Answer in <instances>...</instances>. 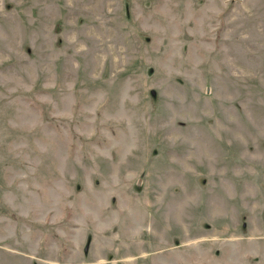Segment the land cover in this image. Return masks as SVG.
Instances as JSON below:
<instances>
[{"label": "rangeland", "instance_id": "rangeland-1", "mask_svg": "<svg viewBox=\"0 0 264 264\" xmlns=\"http://www.w3.org/2000/svg\"><path fill=\"white\" fill-rule=\"evenodd\" d=\"M0 264H264V0H0Z\"/></svg>", "mask_w": 264, "mask_h": 264}]
</instances>
